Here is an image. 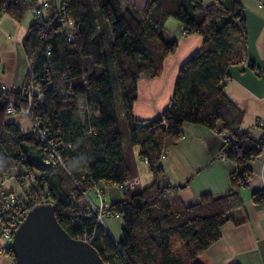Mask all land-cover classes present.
<instances>
[{
	"label": "trees",
	"instance_id": "16d2710c",
	"mask_svg": "<svg viewBox=\"0 0 264 264\" xmlns=\"http://www.w3.org/2000/svg\"><path fill=\"white\" fill-rule=\"evenodd\" d=\"M51 17L34 21L23 39L42 97L10 91L18 106L30 104L31 115L47 129L63 163L45 164L51 155L37 131H22L6 120L7 94L0 91V184L16 174L30 206L52 202L65 229L79 238L83 229L108 264H202L198 256L221 238L230 212L242 206L239 189L252 175L249 162L263 151L242 128L243 112L224 91L234 41L245 39L247 25L239 0H147L138 10L123 0H57ZM0 8L22 20L31 8L26 0H0ZM73 21L71 39L58 13ZM175 18L182 33L203 36L201 45L178 70L171 101L157 116L133 114L142 74L160 75L177 40L166 23ZM41 31V32H40ZM186 122L214 129L224 137L218 157L235 162L233 190L203 194L185 205L161 165L168 138L178 140ZM148 158L154 180L146 187L121 189L109 208L121 213V237L115 241L90 216L86 193L94 184L122 183L135 174L133 147ZM35 174L30 181L28 173ZM27 180V182H26ZM112 186V185H111ZM94 194V193H93ZM95 196V195H94ZM264 199V189L252 193ZM238 223V222H236ZM11 253V243L6 246Z\"/></svg>",
	"mask_w": 264,
	"mask_h": 264
},
{
	"label": "crops",
	"instance_id": "0c3cea01",
	"mask_svg": "<svg viewBox=\"0 0 264 264\" xmlns=\"http://www.w3.org/2000/svg\"><path fill=\"white\" fill-rule=\"evenodd\" d=\"M239 1L244 7L247 31L245 39L233 42L224 91L243 112L242 128L250 129L251 134L260 139L264 137V0ZM123 2L142 10L147 0ZM34 21L30 10L22 20L8 12L0 13V82L10 91H21L26 84L30 58L23 39ZM174 27L170 33L177 40V46L165 58L162 73L142 74L138 79V96L133 104L137 119L153 118L169 105L180 64L203 41L201 34H183L180 22L174 23ZM8 119L24 132L31 130V123L22 112ZM184 129V135L178 140L167 139L165 154L160 160L167 181L171 185H181L176 192L178 197L185 205H190L206 193L219 196L231 192L235 162L217 156L224 143L223 135L192 122H186ZM133 153L136 168L132 178L137 177L138 186L146 187L154 180V174L139 154L138 145L133 147ZM249 165L252 175L239 189L242 206L230 212L231 218L221 226V238L198 256L202 264H264V199L260 202L252 199L254 191L264 189V148ZM15 176L8 178L3 187L21 192L23 188ZM103 190L109 203L122 196V190L111 185H105ZM106 222L111 237L119 240L121 220L109 217ZM4 243L0 237V244ZM0 264H14L13 255L0 253Z\"/></svg>",
	"mask_w": 264,
	"mask_h": 264
},
{
	"label": "built area",
	"instance_id": "2783aa9c",
	"mask_svg": "<svg viewBox=\"0 0 264 264\" xmlns=\"http://www.w3.org/2000/svg\"><path fill=\"white\" fill-rule=\"evenodd\" d=\"M31 4V8L29 9L33 15L35 16V21H39V27L42 30V26L45 23L48 18L51 17L50 15V7L51 2L49 0H26ZM62 0L57 5L58 11L60 10ZM4 12L3 8H0V13ZM58 15L61 17V23L63 24V31L67 32L69 39H71V30L73 29V21L68 18L65 14H61V12L58 13ZM40 31V32H41ZM31 68V64H30ZM37 74H30L29 81L25 84L24 88L22 89V92L24 94H27L29 97V103L31 101L32 95H36L37 98L42 97V92L37 85V81L35 80V77ZM0 91L7 94V106H6V112L7 114H14L17 112H24L27 118L29 119L31 123V129L37 131L38 137L40 140L45 143L49 147V151L51 152V155H49L47 158L44 159L45 164H55L63 163L60 155L57 153L56 146L53 142V140L49 136V132L47 129L41 128L40 122L38 118L31 115L30 110V104L27 106H18L15 102V98L10 93V90L7 88L6 84L0 82ZM264 145V141H263ZM145 163L149 166V160L148 158H143ZM28 177L30 181L35 180V174L32 172L28 173ZM7 179L3 180L0 184V237L5 241L4 244H0V253L6 252V246L10 244L13 240V234L15 230L17 229L19 223L25 218L28 211L30 210V202L27 197L22 196L19 192L13 191V190H7L3 187V183ZM27 182V180H26ZM104 184H94L92 186L95 198L99 199L98 203H93L92 200L87 199L88 203L90 204V212L89 215L93 216L97 220V224L105 227L107 232L110 233L108 226H107V218L109 217H115L117 219H120L121 213L117 211H113L109 208L108 202L105 200L103 196V189ZM140 184V181L137 177L128 178L122 183H111L114 187H120L121 189H131L133 187H136ZM88 197V196H87ZM93 233L87 231L86 229H83L79 238H82L87 241H91L93 239Z\"/></svg>",
	"mask_w": 264,
	"mask_h": 264
},
{
	"label": "water",
	"instance_id": "95a60500",
	"mask_svg": "<svg viewBox=\"0 0 264 264\" xmlns=\"http://www.w3.org/2000/svg\"><path fill=\"white\" fill-rule=\"evenodd\" d=\"M14 264H108L93 243L63 227L52 202L30 208L13 234Z\"/></svg>",
	"mask_w": 264,
	"mask_h": 264
},
{
	"label": "rangeland",
	"instance_id": "374dc122",
	"mask_svg": "<svg viewBox=\"0 0 264 264\" xmlns=\"http://www.w3.org/2000/svg\"><path fill=\"white\" fill-rule=\"evenodd\" d=\"M60 1L61 0H57V4H59L60 3ZM35 17V16H34ZM174 23H178V20L177 19H175V18H169L168 20H167V23H166V26H167V28L169 29V30H174ZM24 115H25V113L24 112H22ZM10 115H13V114H7L6 115V120L7 121H9V119H8V117H10ZM26 116V115H25ZM27 117V116H26ZM32 127V126H31ZM24 170V166H22V165H19L18 167H16V168H14L13 170H12V173L13 174H17V173H21L22 171ZM9 181H11V182H13L12 180H9ZM106 184H104V186H105ZM94 191H92L91 189L86 193V199H90V200H92V202L93 203H98L99 202V199L98 198H95V196H94ZM88 196V197H87ZM103 196H104V191H103Z\"/></svg>",
	"mask_w": 264,
	"mask_h": 264
}]
</instances>
